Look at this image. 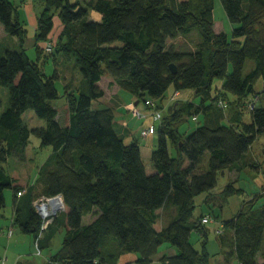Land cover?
<instances>
[{"label": "trees", "instance_id": "trees-1", "mask_svg": "<svg viewBox=\"0 0 264 264\" xmlns=\"http://www.w3.org/2000/svg\"><path fill=\"white\" fill-rule=\"evenodd\" d=\"M38 1L43 9L35 34L37 59H31L23 45L26 24L18 4L0 0V24L19 39V48L0 50V86L9 89V106L0 114V207L6 202L5 189L13 191V226L8 230L16 226L22 234L32 233L42 253L64 227L61 247L44 264H116L126 252L138 254L137 264H151L164 242L177 253L164 254L162 264H211L208 252L197 250L190 240L193 230L206 235V214L194 218V197L215 188L219 171L241 169L252 143L264 133V105L250 108V122L232 115L227 123L219 105L231 102L228 92L236 97L231 103L246 101L257 92L256 80L264 79V0H221L230 22L237 25L231 39L214 29V0H181L177 10L169 0ZM91 8L101 13V20L89 18ZM54 10L62 30L52 43ZM195 28L202 37L195 49L169 43ZM43 41L45 46L52 43L54 56L74 57L85 81L82 89L65 85L68 120L63 123L53 103L59 97V75H48L40 65ZM248 59L254 65L245 71ZM106 74L138 103L152 100L149 113L160 109L155 99L171 85L176 92L201 95L200 103L186 99L162 116L152 172L143 160L140 138L128 139L116 128L113 107L93 106L105 95L99 81ZM28 110L45 125L30 128L23 116ZM184 114L194 120L203 115L204 121L190 133L181 132ZM31 135L41 146H52L38 170L43 194L60 195L66 206L46 228L33 204L35 186L24 187L2 164L11 156L23 158ZM170 144L177 155L170 152ZM206 152L207 166L202 164ZM183 155L187 163L180 167ZM238 191L228 184L224 194ZM261 196L264 186L224 223L209 214L222 227L217 233L225 255L222 264H232L234 257L239 264H264V204L254 210ZM168 200L177 213L158 229V209Z\"/></svg>", "mask_w": 264, "mask_h": 264}, {"label": "rangeland", "instance_id": "rangeland-1", "mask_svg": "<svg viewBox=\"0 0 264 264\" xmlns=\"http://www.w3.org/2000/svg\"><path fill=\"white\" fill-rule=\"evenodd\" d=\"M28 1H34V3L39 5L38 8L40 10L43 9V5L38 0ZM70 1L76 2L78 0ZM80 1L86 2L89 0ZM180 1L181 0H169V4H171V6L177 10L179 8L178 4L180 3ZM52 15L54 20V27L51 31L50 39L52 38V43H55L56 40L59 39V34L62 30V21L59 16V13L56 10L52 11ZM214 17L215 31L225 32L231 39L233 28L237 25L230 22L221 0H214ZM89 18L94 20H101V13L91 8L89 11ZM24 26L26 28V37L23 45H25L24 47L28 56H30L31 59H37V51L34 45L36 30L34 29V26L30 23L26 22V25ZM201 38L202 37L200 29L195 28L185 36L182 35L178 36L175 39H170L169 43L175 45L180 49L192 50L195 49L197 43L200 41ZM2 43L6 46H14L11 45V41L5 38H2V40H0V44ZM45 44L46 41H43L42 45L45 46ZM117 44H121V42H117ZM43 48L44 53L42 50V61H40L41 67L46 71L48 75H52L55 71H57L59 75V79L56 81V85L59 90V97L53 100V103L58 108V118L63 123L66 122L68 119L65 85L70 84V87H72L73 89H82L85 86V81L79 66H77L75 62L76 60L74 57L68 59L60 53L54 56V54L51 53L53 52V47L51 50H48V44ZM253 65V60L248 59L245 71L249 70V68H252ZM102 84L103 87L107 89V94L106 96H102L101 98L95 99L93 102V106L95 108L102 106H112L116 113V119L120 118L126 121L133 134L140 138L141 154L143 160L145 161L147 169H151V154L153 150L157 148L158 133L153 134L148 132L144 133V135L143 133H141L142 128L145 127V125L148 124L151 120L148 116L149 112L143 110L145 106V108H147V105H145L143 101H140L138 105L132 103L128 106L129 111H127L125 109L126 103H128V100L131 99V96L133 94H131V92L126 89H122L117 95L122 99L123 102L121 107L119 108L117 107L118 103L114 98V93H116L119 88L115 85L108 86L107 78L103 79ZM255 88L257 92H253L252 94H250L247 100L243 102L231 103L236 100V97L234 96V94L228 92L231 102L226 99L228 101V105L226 104V101H223L219 104L221 107H223V123H227L232 115L239 116L240 118H243V120L246 122L251 121L250 108L255 105H264L263 77H259L256 80ZM175 92V86L171 85L164 93L163 97L155 99V102L159 105L161 109L162 115L168 116L170 114V111L173 110V108L179 107L180 103H183V101H186V99H189L195 103H200L202 100L201 95H198L196 91H193V93L188 92L187 94H185L184 90L182 95H179ZM112 95L114 99L111 97ZM223 96L224 98L226 97L225 95ZM8 106L9 89L6 86H0V114ZM132 110L142 111L144 115H139V113L135 114V112L132 113ZM23 116L25 123L30 128L38 125H45V120L37 116L33 110H28L24 113ZM198 118V120H194L192 119V117L184 114L183 122H179V124L181 125L180 131L187 133L193 131L199 124H202L204 121L203 115L198 116ZM156 126L158 128L160 127V120L156 121ZM152 135H154V143H150V141L146 140ZM38 141L39 139L36 136L31 135L29 144L25 150L24 157L18 158L15 156H11L8 158L7 162L2 164L6 168L8 173H10L14 178L16 177L17 182L21 185L26 188L32 184L33 186H35V197L33 204L35 206L36 211H38L39 215L42 216V213L40 212V209L38 207L40 202L36 201L40 198H45L46 195L43 194V186L41 185V182L38 178V170L40 165L52 152V146H41L40 144L38 145ZM170 152L174 156L177 155V152L174 150L171 144ZM209 156V152H206V154L204 155L205 159L202 163L203 165L207 166ZM185 158V155H183V160H179L181 162L180 167L183 166L182 164L185 165L187 163V158ZM242 162L244 163V166H242V168L239 170L224 169L222 171H219L218 182L215 188L210 193L202 192L194 197V218H198L201 213L212 215L215 214L220 223H224L225 221L233 218L243 208L244 204L247 201H249L256 194L261 192L264 186V133L259 134L256 137L249 149V152L242 159ZM228 184H232L237 189H239V191L229 196H225L224 190ZM4 194L6 202L3 207H0V264H17L18 261L30 262L33 264H44L48 256L52 253H55L61 247L65 235L64 227H61L59 231L54 234L49 243V246L47 248H44L42 253H39L35 237L32 233L22 234L19 229L14 226L12 227V233H14H11L12 235L10 236L8 235V228L10 226H13V191L12 189L7 188L5 189ZM167 202L168 204H166L163 209L160 210V217L156 222V227L161 226L163 223L165 224V222L167 225L173 219H168V214L170 215V213H172L173 208L170 203V200ZM255 202H257V206L254 208V210H257L259 209V207H261V205L264 204V198L261 196L259 200L257 199ZM47 210L52 211L50 206ZM65 210L66 206L63 202V205L57 208V214L55 218L64 213ZM171 216L172 215H170V217ZM90 217L91 216L88 215L84 217V220H89ZM43 218L44 217L42 216V219ZM219 228H221V226L218 222L211 221L205 225L206 235L200 231L193 230L190 237L192 244L197 250L201 252L203 250H206V252H208L211 264H222L225 259V255L219 241L220 235L216 232V230ZM170 247V243L164 242L160 246V251H163L165 252V254L169 255V252H172L167 251L171 249ZM132 262H134V260H131L128 263ZM231 263L239 264L237 257H234L231 260ZM151 264H162V262L158 257H155Z\"/></svg>", "mask_w": 264, "mask_h": 264}, {"label": "crops", "instance_id": "crops-1", "mask_svg": "<svg viewBox=\"0 0 264 264\" xmlns=\"http://www.w3.org/2000/svg\"><path fill=\"white\" fill-rule=\"evenodd\" d=\"M15 3L18 4V12H19V17L20 19L23 21V23L26 24L27 23H30L34 26V29L37 30V25H38V18H39V14H40V9L38 8L39 5H37L36 3L33 2H30L28 0H13ZM42 10V9H41ZM11 36V37H10ZM2 38H5L9 41H11V45H14L13 47L12 46H6L5 44H0V50L2 49V51L6 48H19V39L16 37V36H12V35H9L8 33H6V31L4 30V27L0 24V40H2ZM36 44V37H35V42H34V45ZM5 45V46H4ZM9 45V44H8ZM25 46V45H24ZM104 78H107L108 79V86H112V85H115L119 88L118 91H116V93H114V98L116 99L117 101V107H121L122 105V99L120 97H118L117 95L119 94V92L122 90V88L116 84L114 82V79L113 77H111L110 75L106 74V75H103L101 80L99 81V84L103 87V79ZM104 88V87H103ZM105 89V95L107 94V89ZM184 92V90H181V91H177L175 93H178L179 95H182ZM188 92H191V90H185V94H187ZM113 98V95L111 96ZM113 98V99H114ZM112 100V99H111ZM137 98L135 95H132L131 96V99L128 100V103H126V106H125V109L127 111H129V108L128 106L131 105L132 103L136 104V101ZM138 105V104H137ZM114 106V104H113ZM146 107V106H145ZM144 107V111H148L147 108ZM114 109V108H113ZM115 111V110H114ZM148 116L150 117V121L149 123H152L153 122V118H152V115L150 113H148ZM115 119H116V113H115ZM68 120V119H67ZM148 123V124H149ZM116 128L118 129V131L120 133H123L125 134L128 139H131L133 137V132L132 130L129 128V126L127 125L126 121L125 120H122L120 118L116 119ZM146 140L150 141V143H154V135H152L151 137L147 138ZM41 145V142L40 140L38 141V145ZM150 172H152V169H149ZM16 178V177H15ZM169 201V200H168ZM170 203L172 205V208H173V211L172 213H170V215H172L170 217V215L168 214V219H172L173 217H175L176 213H177V207L172 204L171 200H170ZM168 204V202L166 203ZM164 204L161 208L158 209V212L160 213L163 209V207L166 205ZM170 217V218H169ZM159 219V218H158ZM169 220V221H170ZM168 221V222H169ZM166 225V222L165 224L163 223L161 226H158L157 228L158 229H161L163 226ZM14 233V232H13ZM12 233V234H13ZM12 234H8L9 236L12 235ZM19 238H20V235H19ZM171 249L167 250V251H172V252H169V255H174L177 253V249L176 247H174L173 245H171L170 247ZM165 254V252L163 251H158V253L154 256L155 257H158L159 259ZM137 259H138V254L137 253H134V252H126V253H122L117 261L116 264H136L137 262ZM131 260H134V262L132 263H128L130 262Z\"/></svg>", "mask_w": 264, "mask_h": 264}, {"label": "built area", "instance_id": "built-area-1", "mask_svg": "<svg viewBox=\"0 0 264 264\" xmlns=\"http://www.w3.org/2000/svg\"><path fill=\"white\" fill-rule=\"evenodd\" d=\"M51 49H52V43H49L48 44V50H51ZM144 103L147 106H154V104H155L150 99H147ZM133 112H135V114L139 113V115H141V114L144 115V113L142 111H139V110H135V111L132 110V113ZM151 115H152V118H153V122L149 123V124H146L145 127L142 128L141 133H143V135H144V133H148V132L154 134L156 132L155 121L161 120L162 116H163L160 109H154L151 112ZM57 197H60L62 199V197L60 195H57V196H45V198H40L39 200L36 201V202H38V201L40 202L38 207L40 209V212L42 213V216L44 217L43 218L44 223L42 225V228H46L47 225L49 224V222H51L53 220V218L57 214V208H59V206L57 204L55 205L53 203V200L56 199ZM49 206L51 207L52 211L47 210ZM202 220L204 222H207V223L211 222V221H215V219L209 214H206L202 218ZM216 232L217 233H221L222 232V227L217 229ZM11 233H12V228H10V230H9V234H11Z\"/></svg>", "mask_w": 264, "mask_h": 264}, {"label": "bare ground", "instance_id": "bare-ground-1", "mask_svg": "<svg viewBox=\"0 0 264 264\" xmlns=\"http://www.w3.org/2000/svg\"><path fill=\"white\" fill-rule=\"evenodd\" d=\"M53 203L61 207L63 205V200L60 197H57L56 199L53 200Z\"/></svg>", "mask_w": 264, "mask_h": 264}, {"label": "water", "instance_id": "water-1", "mask_svg": "<svg viewBox=\"0 0 264 264\" xmlns=\"http://www.w3.org/2000/svg\"><path fill=\"white\" fill-rule=\"evenodd\" d=\"M170 67L172 69V72H176L177 71V67H176L175 63H171ZM136 104H138V102H136Z\"/></svg>", "mask_w": 264, "mask_h": 264}]
</instances>
